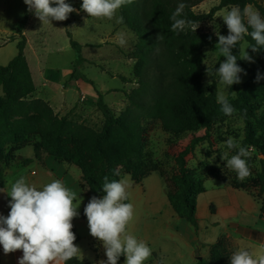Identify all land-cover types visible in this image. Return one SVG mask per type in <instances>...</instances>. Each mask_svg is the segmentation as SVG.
Masks as SVG:
<instances>
[{"label": "rangeland", "instance_id": "374dc122", "mask_svg": "<svg viewBox=\"0 0 264 264\" xmlns=\"http://www.w3.org/2000/svg\"><path fill=\"white\" fill-rule=\"evenodd\" d=\"M152 1L133 0L129 4V10L121 8L117 12V17H123L122 23H117L115 18L112 20L91 18L87 13L78 11L69 14L65 21L53 20L51 23L42 24L29 11L30 19L24 33L28 41L25 53L34 71L38 92L35 91L10 109L9 121L14 126L13 130H9L0 120V144L9 155V160H0V170L3 171V167L7 166V161H10L8 164L17 162L21 149L26 146L28 147L24 149V155H32L34 150L31 146L35 144H40L41 157L47 155L49 147L45 139L52 136L57 121L62 118L65 126L60 139L68 142L67 147L98 145L104 151L123 159L125 150L122 126L139 121L141 128L137 131L135 156L131 157L132 161L142 167L143 171L156 169L153 173H159L163 177L168 193L175 191L171 182V178L178 171L175 158L194 137L204 136L206 128L175 133L164 129L161 117L156 116L159 112L155 111V106L160 105L161 109L170 91L168 86L158 88L157 83L169 82L179 68L168 59V38L171 36L169 27L165 23L155 21L149 15L148 9ZM220 1L204 0L193 10L197 14L209 13ZM66 2L77 10L82 4V0ZM257 3L264 7V0H257ZM249 6L258 10L264 17L256 5ZM27 7L23 0H0V66L8 65L18 53L20 34L17 27L24 18ZM231 7L218 11L212 20L199 23L196 32L212 33L217 38L216 33L227 35L228 29L221 16ZM135 8L148 11V21L155 34L153 39L139 32L140 26L143 25L142 21L137 20L135 27L130 23L135 19ZM190 30L193 31L191 27H186L182 34ZM118 32L126 35L127 44L124 47L115 42ZM158 36L161 39H157ZM71 39L82 45L85 60L77 70L87 78V81L71 78L76 65ZM248 46V41L244 39L240 47L241 56L247 51L254 61L241 59V68L244 72L240 74V84L247 98L246 103L238 98L237 93L233 98L232 93L235 92L232 90L233 85L225 89L218 83L216 69L225 57H220L216 44L203 49L204 92L207 94L216 80L218 91L225 92L236 112L232 116H225L218 105L215 112L210 115V138L199 143L186 159L188 167L204 184L214 180H221L234 186L248 183L250 186H246V190L257 200H261L263 195L255 180L261 170L263 157L257 150L253 147L247 148L251 153L248 164L252 175L243 182L237 179L234 171L225 167L226 162L221 159L224 152H228L229 157L235 154V150H229L225 146L229 137L235 138L242 145L246 132L244 112L247 109L251 107L256 115L264 117V60ZM234 50L235 48L232 49V53ZM38 68L46 74L45 79L39 75ZM207 69L211 73L210 76ZM258 73L262 77L259 81L256 80ZM145 80H150L154 84L153 90L140 89L141 82ZM98 92L104 95V101L119 119V123L106 130L105 134H103L105 119L97 109ZM132 99L146 104L143 108H137ZM98 157L99 153L93 151L86 161L93 162ZM117 169L121 173V178L130 176L133 179L131 170L134 167L127 166L126 162Z\"/></svg>", "mask_w": 264, "mask_h": 264}, {"label": "trees", "instance_id": "16d2710c", "mask_svg": "<svg viewBox=\"0 0 264 264\" xmlns=\"http://www.w3.org/2000/svg\"><path fill=\"white\" fill-rule=\"evenodd\" d=\"M204 0H153L149 6V15L157 22L165 23L169 27L168 38V59L172 64L179 68L177 74L167 83H157L158 88L168 86L169 97L164 102L162 108L160 105L155 106V111L159 112L162 119L163 128L175 133H182L197 128H206V134L200 137H194L190 143L175 158L178 164V171L171 178L174 192L168 193L171 205L176 214L189 223L197 230L199 228L197 218V199L198 196L205 192L204 182L197 179L194 171L187 165V156L191 154L195 147L210 138V115L215 112L218 104L216 103V95L218 92L217 82L213 81L208 93L204 92L203 76L204 68L202 66V51L205 47L218 43V38L212 33H199L196 31H188L186 34H175L170 31L172 21L170 16L175 11L179 3L186 5L184 9V18L192 20L197 24L212 20L215 14L226 7L238 6L243 10L245 6L256 5L264 14V7L257 3V0H221L219 5L211 9L209 13L197 14L193 8ZM123 10H129V4L122 7ZM132 11V10H131ZM146 9L135 8L134 20L130 21L135 27L138 21H142L139 32L144 33L153 39L155 37L153 27L150 25L149 16ZM30 19L28 7L25 10L24 18L18 24L17 30L20 34V40L17 44L18 53L6 66H0V120H2L9 130H13L14 126L10 123V109L16 104H20L25 98L31 96L36 91L35 82L26 57L27 38L24 34ZM144 26V27H143ZM251 31V29H249ZM71 37V33H69ZM245 39L249 45L255 42L250 36ZM71 46L75 50L76 65L71 78L76 80L87 81V78L80 74L77 70L78 66L85 60L82 54V45L71 39ZM241 43L235 48L233 55H236L237 63L242 67ZM264 60V48L255 52ZM151 56V55H150ZM140 89L142 91L153 90L154 84L150 80L141 82ZM232 90L238 95L243 102H247L244 90L241 84H233ZM97 109L102 113L105 119L104 132L110 127L119 123V119L115 116L111 107L104 101V95L98 92ZM133 104L137 108H143L146 103L137 99H132ZM245 119V138L242 146L248 148L253 147L257 150L261 158V170L257 174L255 183L260 188L263 195L261 201V215L264 217V117L258 116L251 109L244 112ZM65 126L64 118L57 121L54 132L51 137H46L45 142L48 144V153L56 159L78 166L83 172V179L93 192V196L101 197L104 193L101 190L103 178L107 176L109 181L121 179V173L117 167L126 162L127 166L134 167L133 179L136 183H141L143 179L151 175L156 169L142 170L131 159L135 156L134 144L137 141V131L141 128L139 121H134L130 125H123V142L124 157L120 159L112 154L104 151L98 145L83 147H67V141L62 140L61 135ZM31 146V145H30ZM35 151V158L41 159L40 144L32 145ZM97 151L99 157L96 161L87 162L88 156ZM9 160L0 144V160ZM33 159L21 158L22 164H29ZM10 161H7L9 165ZM118 173V175H117ZM5 185L4 173L0 170V187ZM231 185V184H230ZM237 189H245V185H231ZM211 209L213 207L211 206ZM82 217L84 215V210ZM72 231L76 235V244L80 240V236L73 227ZM236 251L233 241L228 236H222L210 248V256L208 259L200 258L197 264H230V255ZM122 255L119 259H123ZM66 264H85L78 257L67 261ZM158 264H164L161 260Z\"/></svg>", "mask_w": 264, "mask_h": 264}, {"label": "clouds", "instance_id": "9594fccd", "mask_svg": "<svg viewBox=\"0 0 264 264\" xmlns=\"http://www.w3.org/2000/svg\"><path fill=\"white\" fill-rule=\"evenodd\" d=\"M28 10L34 14L41 23L51 21H65L69 14L83 11L88 17L97 19H116L123 22V17H117V12L133 0H82L79 10L67 3L66 0H23ZM186 5L179 3L172 12L170 31L179 34L186 27L193 31L199 24L184 18ZM227 26L228 34L218 36V49L220 57L225 60L219 64L216 74L218 83L225 89L233 84L241 83V73L244 70L237 63V56L232 49L250 36L254 44L248 46L253 52L264 48V17L258 10L245 6L243 10L233 6L221 16ZM251 29V31H249ZM157 39H161L160 36ZM115 42L124 47L127 44L123 32L116 34ZM247 48V49H248ZM239 59L254 62L252 57L243 54ZM207 74L211 73L207 69ZM246 74V73H245ZM262 77L257 74L256 80ZM233 92V98H235ZM216 103L225 116H232L236 109L230 103L224 91H218ZM225 146L235 150L229 157L228 152L221 155L226 162L225 167L234 171L241 182L249 178L252 173L248 164L250 151L242 146L235 138L229 137ZM118 175V173H117ZM129 179L121 178L111 180L105 176L101 190V197L93 196L84 207L87 218L89 234L102 244L106 260L98 264H118L119 258L125 257L124 264H144L152 255V249L147 242L131 234L128 226L134 219L135 209L129 200ZM10 197L7 216L0 214V246L5 255L21 251L22 256L18 264H66L81 253V249L74 243L76 235L72 231V221L79 216L78 208L82 198L60 179L52 180L42 187H36L20 176L11 183L10 189H0ZM76 201H79L78 203ZM230 264H264V255L256 257L245 248H240L230 255Z\"/></svg>", "mask_w": 264, "mask_h": 264}, {"label": "crops", "instance_id": "0c3cea01", "mask_svg": "<svg viewBox=\"0 0 264 264\" xmlns=\"http://www.w3.org/2000/svg\"><path fill=\"white\" fill-rule=\"evenodd\" d=\"M29 66L34 79V71ZM38 73L45 79L46 74L41 68H38ZM35 86L38 92L36 82ZM26 147L21 149L17 162L3 167L5 185L0 189H10L11 183L20 176H24L28 183L38 188L52 180H62L82 198L78 208L79 216L72 221L80 236L76 243L81 249L78 258L85 264H98L99 261L106 260L102 244L89 234L87 218L82 217L84 207L93 197V192L83 179L82 170L51 155H45L41 159L35 158V151L32 155H24ZM21 158L33 161L25 165L20 162ZM125 178L131 184L127 202L132 203L135 209L134 219L128 230L138 239L147 242L152 249V255L144 264H158L160 260L164 264H197L200 258H209L211 246L222 236H228L236 250L245 248L256 257L264 255L261 201L248 190L234 188L221 180L205 182V192L197 199V230L176 214L169 200L165 180L159 173L149 175L141 183H135L130 176ZM9 199L6 193L0 192V214L4 216L10 211ZM21 256L22 252L19 250L5 255L0 246V264H18ZM124 261L125 257L119 259L118 264H124Z\"/></svg>", "mask_w": 264, "mask_h": 264}]
</instances>
